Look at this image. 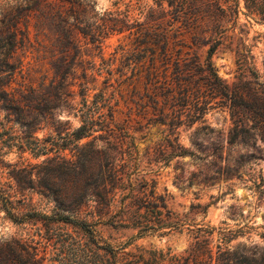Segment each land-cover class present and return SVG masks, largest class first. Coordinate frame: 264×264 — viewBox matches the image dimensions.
I'll use <instances>...</instances> for the list:
<instances>
[{
  "label": "rangeland",
  "instance_id": "1",
  "mask_svg": "<svg viewBox=\"0 0 264 264\" xmlns=\"http://www.w3.org/2000/svg\"><path fill=\"white\" fill-rule=\"evenodd\" d=\"M85 2L76 6L80 17L88 24H106L97 48L79 33L82 55L75 62L92 59L100 69L87 100L101 102L99 93L108 99L135 145L129 181L139 188L146 182L145 192L153 189L152 199L162 197L170 219L180 224L144 235L130 226L89 224L95 220L88 215L91 207L62 209L53 201L59 191L75 192L79 179L53 173L45 156L22 152L20 139L5 131L0 264H120L138 254L139 264H192L184 258L190 250L197 264H215L224 250L235 256L232 264H264V22L240 12L209 58L210 24L167 25L169 15L148 23L139 10L153 6V0ZM240 5L246 12L242 0ZM29 30L30 43L16 56L23 59L24 70L31 68L36 85L42 75L52 77L50 63L59 54L53 30L37 35L32 23ZM75 70L78 77L80 68ZM80 100L77 95L75 103ZM56 119L62 135L79 126L72 114ZM34 135L55 137L56 131L45 127ZM178 145L188 152L177 155ZM64 153L69 156L68 150ZM116 204L118 197L108 215L116 212Z\"/></svg>",
  "mask_w": 264,
  "mask_h": 264
},
{
  "label": "trees",
  "instance_id": "2",
  "mask_svg": "<svg viewBox=\"0 0 264 264\" xmlns=\"http://www.w3.org/2000/svg\"><path fill=\"white\" fill-rule=\"evenodd\" d=\"M83 2L85 0H0V113L3 114L0 119V158L6 147L3 146V134L9 131V137L20 139L22 152L29 150L34 158L45 156L44 162L53 165V173L76 176L79 179L76 191H59L53 196V201L62 205V209L74 210V207L83 205L91 207L88 215L95 220L89 224L108 222L130 226L137 228V235L152 234L167 227L177 228L180 222L170 219L162 197L152 199L153 189L146 193V182L139 188L129 181L135 169V145L125 127L116 121L108 99L99 93L98 96L103 98L101 102L87 100L94 89L91 83L96 79L95 72L100 75V69L92 59L75 62V56L82 55L79 33L89 36L90 43L96 42L97 48L106 24L86 23L76 9ZM85 4L89 5V2ZM242 4L246 12H242L240 0H153V6H143L139 14L144 15L148 23L163 20L169 15L167 25L174 21H181L192 28H198L203 22L210 24L207 39L210 44L207 56L210 58L222 37L227 38V31L237 24L240 12L264 22V0H242ZM126 6L125 19L131 7L129 4ZM30 23L37 35L45 28L53 30L59 54L50 63L52 77L46 80L44 74L36 85L30 80L31 68L24 70L23 59L16 56L18 49L30 43ZM208 31L209 28L202 32ZM162 49L166 53L167 41ZM209 66L212 69L210 63ZM76 67L80 68L78 77L75 76ZM76 77L79 78L77 82L74 80ZM77 95L81 100L75 103ZM61 113L77 117L79 126L62 135L56 125L61 122L56 119ZM45 127L53 128L56 136L39 139L34 135ZM26 138L32 140L33 146ZM84 138L90 139L81 143ZM66 150L69 156L64 153ZM187 152L178 145L177 155ZM116 197L118 208L114 214L108 215ZM90 201L94 203L90 204ZM62 219L70 221L69 215L62 216ZM79 223L88 225L85 219H80ZM205 232L210 234L209 230ZM218 248L220 251L221 247ZM150 254L153 256L151 261H155V253ZM231 254L227 250L219 252L215 264H232L235 256L229 257ZM184 258L187 262L191 260L192 264L198 263L197 255L191 250ZM141 260V255H132L120 264H139ZM211 261L212 256L209 255V263Z\"/></svg>",
  "mask_w": 264,
  "mask_h": 264
}]
</instances>
